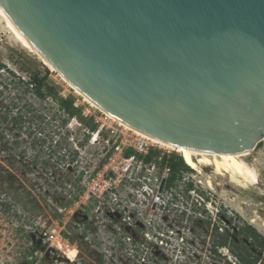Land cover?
Listing matches in <instances>:
<instances>
[{"label":"water","instance_id":"1","mask_svg":"<svg viewBox=\"0 0 264 264\" xmlns=\"http://www.w3.org/2000/svg\"><path fill=\"white\" fill-rule=\"evenodd\" d=\"M0 5L55 69L113 118L196 151L234 157L263 145L264 0Z\"/></svg>","mask_w":264,"mask_h":264},{"label":"rangeland","instance_id":"2","mask_svg":"<svg viewBox=\"0 0 264 264\" xmlns=\"http://www.w3.org/2000/svg\"><path fill=\"white\" fill-rule=\"evenodd\" d=\"M0 63L6 66L0 70V264H221L212 262L209 254L212 226L207 228L199 217L205 212V217L212 218L211 224H216L221 210L223 228L245 222L264 235V143L244 157L258 175L255 185L245 183L242 187L208 166L185 173L195 190L189 200L181 201L185 215L176 207L163 215L151 206L152 200L132 207L139 209L137 217L132 209L124 213L129 201L125 188L118 193L121 201L103 203L100 215L77 214L70 221V215H59V208L69 207L67 195L79 187L70 166V159L80 154L75 146L83 161L75 171L85 164L91 173L100 164L103 144L90 145L78 119L67 120L58 104L49 98L39 99L34 89H27L19 79L31 82L38 71L62 97L74 98L88 118H103V112L85 102L60 73L49 72L37 55L21 46L1 17ZM157 150L178 153L159 145ZM94 204L89 207L95 208ZM177 205L181 207L180 201ZM127 216L130 219L125 221ZM63 220L67 221L64 235L69 250L77 251L76 261L42 247L31 263V246L44 244L39 232ZM140 229L147 230L150 239ZM157 233L164 234L168 245L162 248L155 243L152 236ZM221 252L234 260L226 249Z\"/></svg>","mask_w":264,"mask_h":264},{"label":"built area","instance_id":"3","mask_svg":"<svg viewBox=\"0 0 264 264\" xmlns=\"http://www.w3.org/2000/svg\"><path fill=\"white\" fill-rule=\"evenodd\" d=\"M75 107H79L77 103ZM83 115L88 118L86 112ZM103 118L93 117L94 122L97 124V130L92 132L85 128L87 142L90 145H96L97 143L103 144V154L101 156L100 164L95 171L89 172L84 167L79 166L75 171L76 165H83L81 160V151L78 146L75 149L80 153L76 158L74 156L71 160V167L74 171L73 175L75 180L78 182L79 187L75 189V193L68 194L67 200H69V207L59 208V215L66 216L70 215L68 220L70 221L74 215H82L95 213L100 215L103 213L102 205L104 202L118 203L121 201L118 197L119 190L122 188L127 189V197L129 201L125 202V211L129 209L133 210V215L136 217L139 215V209L132 207L139 204H144L149 200H152L151 206H155L156 210L161 212L163 215L170 214L171 207L180 209V212L185 215L186 209L183 208L182 204L184 199L189 200L192 193H195L194 188L188 189V183H192L189 179H185L183 176L177 188H166L167 180L170 176V169L167 166H161L155 161L145 162L143 158L149 155L152 151L157 150V145L151 140L143 137L135 131L126 128L119 124L109 115L103 113ZM92 118V117H91ZM76 119V118H73ZM82 125V124H81ZM82 147L81 144H79ZM130 151V155L126 153ZM164 153H160L159 160ZM87 164V163H86ZM75 172H77L75 174ZM70 181V180H69ZM187 181V182H185ZM164 183V185H163ZM72 183L68 184V187H72ZM180 185H183L185 192ZM181 203V207H178V203ZM93 205L92 208L89 205ZM97 204V206H96ZM193 210L192 207H190ZM174 210V209H172ZM194 212V210H193ZM201 218L202 214L199 213ZM130 219L124 217V220ZM67 221H58L49 230H42L40 233L41 239H43V247L48 253L59 252L74 263L75 258H68L69 242L65 237ZM143 235L150 239L149 232L144 229H140ZM155 239V243L161 245H168L165 240V236L162 233H157L152 236ZM129 241L131 240L128 238ZM181 241L184 242V237H181ZM133 243V241L131 240ZM77 252V251H76ZM38 252L35 253L37 255ZM36 264L38 261L35 262Z\"/></svg>","mask_w":264,"mask_h":264},{"label":"trees","instance_id":"4","mask_svg":"<svg viewBox=\"0 0 264 264\" xmlns=\"http://www.w3.org/2000/svg\"><path fill=\"white\" fill-rule=\"evenodd\" d=\"M5 67L0 63V70ZM38 79L36 82L31 80V82L22 81L19 79L20 83L26 86L27 89H34L33 91L38 98L45 100L51 98L58 104V109L66 115L67 120L70 118L78 119L81 124L94 132L97 130V124L94 122L93 118H87L83 115V110L81 107H75V100L72 97H62L55 88L48 84L47 80L39 85ZM33 85V87H31ZM82 145V144H81ZM130 151L126 155H130ZM160 151H152L149 155L145 156L143 160L145 162L155 161L161 166H167L170 169V176L166 183V188H177L182 181L185 173L193 172L191 168L185 163L183 157L176 152H170L164 154L159 160ZM188 189L193 188L192 183H188ZM69 205V204H68ZM201 220L204 219V223L207 228H211L212 242L210 243V258L212 262H218L221 264H264V237L251 225H236L235 228H229L226 226L223 228V221L219 217V222L216 224H211L212 218L203 212ZM220 214V212L218 213ZM236 229V230H235ZM43 246L39 244H33L31 246L29 255L32 256L31 263L36 261L33 256L36 252L40 251ZM226 249L227 252L234 259L232 260L228 255L222 254L221 250ZM190 264V263H187ZM199 264V262H198Z\"/></svg>","mask_w":264,"mask_h":264},{"label":"bare ground","instance_id":"5","mask_svg":"<svg viewBox=\"0 0 264 264\" xmlns=\"http://www.w3.org/2000/svg\"><path fill=\"white\" fill-rule=\"evenodd\" d=\"M0 17L3 19L6 27L10 30L11 34L14 36V38L18 41V43L21 46H23L32 54L37 55L39 57V60L44 64V66L47 68L49 72H58L48 62V60L36 49V47L29 41V39L23 34V32L17 27V25L11 20V18L8 16V14L5 12V10L2 8L1 5H0ZM62 78L70 85V87H72L75 90V92L78 95L84 98L85 102H87L93 107L100 109L90 100H88L84 95H82L78 90H76L63 76ZM100 110L103 113L109 115L102 109ZM110 117L119 124L125 126L126 128L131 129L136 133L142 135L143 137L151 140L154 144H157L163 148L172 151H177L183 157L185 163L193 170L199 171L200 166L212 167L218 175L229 176L232 182H236L242 187L244 186L243 184L245 183H250L254 185L258 183V175L255 169L250 164H248L244 159V157L248 156L250 153L232 157V156L196 151L192 149L173 146L157 138H154L148 134H145L144 132H141L140 130L133 128L128 124H125L113 118L112 116ZM262 225L264 227V224ZM75 256H76L75 250H71L68 252V258L73 259L75 258Z\"/></svg>","mask_w":264,"mask_h":264},{"label":"flooded vegetation","instance_id":"6","mask_svg":"<svg viewBox=\"0 0 264 264\" xmlns=\"http://www.w3.org/2000/svg\"><path fill=\"white\" fill-rule=\"evenodd\" d=\"M1 64H2V63H1ZM4 66H5V65H4ZM5 69H6V66L2 68V70H5ZM38 79H41V80L39 81V85H40V84H42V82H44V79H45V78H43L42 76H40L39 73H38V71H34L33 79H32V80L36 82ZM45 80H46V79H45ZM31 87H33V85H31ZM39 99H40V98H39ZM49 99H51V98H49ZM51 100L54 101L53 99H51ZM55 103H56V102H55ZM56 104H57V103H56ZM13 120H14V122H16V119H15V118H14ZM219 217H220V218H225V215H224V211H223V210L220 211ZM200 221L202 222L203 220L200 219ZM228 221H230V218H228ZM246 224H247V223L243 222V223L240 224V225H246ZM248 225H251V224H248ZM251 226H252V225H251ZM235 227H236V224H233L232 229L235 228ZM253 227H254V226H253ZM254 228H255V227H254ZM255 229H256V228H255ZM235 230H236V229H235ZM261 235H262V234H261ZM262 236L264 237V235H262Z\"/></svg>","mask_w":264,"mask_h":264}]
</instances>
